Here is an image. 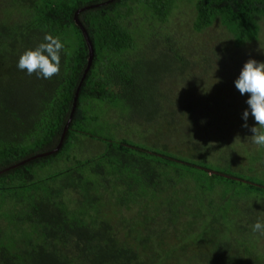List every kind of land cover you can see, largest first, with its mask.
Returning a JSON list of instances; mask_svg holds the SVG:
<instances>
[{
	"label": "trees",
	"instance_id": "obj_1",
	"mask_svg": "<svg viewBox=\"0 0 264 264\" xmlns=\"http://www.w3.org/2000/svg\"><path fill=\"white\" fill-rule=\"evenodd\" d=\"M108 1L0 0V172L58 147L88 58L74 14ZM78 19L93 61L62 149L0 175V264H264V236L251 228L263 216L264 148L240 154L236 138L199 140L197 105L163 103L165 86L176 91L186 76L219 65L222 47L209 57L181 39L218 26L224 46L264 48V0H114ZM45 33L68 53L51 79L17 68ZM259 54L264 62V49ZM14 79L32 97L11 88ZM90 101L146 129L165 109L168 139L143 137L144 147L104 139L112 132L86 117ZM217 108L212 113L225 116ZM173 137L181 140L176 153ZM92 142L105 145L97 156L84 154Z\"/></svg>",
	"mask_w": 264,
	"mask_h": 264
},
{
	"label": "rangeland",
	"instance_id": "obj_2",
	"mask_svg": "<svg viewBox=\"0 0 264 264\" xmlns=\"http://www.w3.org/2000/svg\"><path fill=\"white\" fill-rule=\"evenodd\" d=\"M179 19L181 20L180 23L187 28L186 18H184V16H179ZM178 29L180 33H182L181 28ZM181 41V44L187 49H196L195 45H198L200 49L199 52H205L204 50H206V54H209L206 56L209 57L213 55L210 54L211 51L218 52L222 47L221 55L218 56L217 54H214L217 55L218 59H220L218 62L219 65L214 66L208 73H192L191 75L186 76L179 82V86L176 91V88L165 86L167 90L164 89V91L166 90L165 94L168 99L163 103L169 101L171 97L179 98V101L182 103L192 101L197 105V122H201L199 125L200 129H198L199 127H196L197 134L202 135L199 137V140H211L214 137L218 139L236 138L237 142H239V146L235 147V151L237 153L242 154L245 150L251 152L250 148H252L254 144H252L250 139L247 138L252 135V133L249 131V129L242 127L244 124V120L242 118L243 112L249 107L246 103L249 96L248 94H240V92L235 87V80L239 77L243 65L250 58L257 61L260 60V47L256 46L255 48L251 47L246 51H237V49L233 46H224L228 44L227 35L218 26H214V28H211L200 35L192 36L189 42L184 38L181 39ZM203 47L207 48L203 49ZM153 55H155V60L160 58L157 56V51H155ZM149 61L153 64V60ZM203 70L205 71L204 67ZM103 77L106 79L107 85H109V87L115 91V76L107 72L103 74ZM20 81L21 79H14L12 82H10V87H23V92L28 94L29 97H32L33 92L27 85H24ZM165 107L166 106H164V108ZM217 107L223 108L225 116L221 115L220 117L218 113H212L214 110L219 109ZM84 109H88L86 117H94L96 120L94 121V124H98L101 127H104L106 124H108V127L110 128L109 131L112 132V138L110 139L102 134L101 137L104 139L114 142H117V140H125L137 146L143 147L150 145L148 144L149 142H146L147 144H145L144 141H142L143 137H145V140L150 142L153 140L162 143V140L165 142L168 139L167 136H164V130H166L165 121L169 120V116H166L165 114V109L162 111L164 116L158 119L156 118V122L154 121L151 123V126L148 129H146L143 123L139 121L136 122V127L127 123H121V121L118 122V120L114 117V110L107 113L105 111V107L97 106L91 101L84 102ZM203 111H205L207 115H203ZM248 124L250 127L255 125L254 118L251 116H249ZM111 125H113L112 130ZM180 130L181 129H178L176 132H174V134H183L184 131L180 132ZM173 142H176L177 146L171 142V145H169L168 148H170V152L176 153V151L180 148L181 140L177 137H173ZM90 145L92 146V149L88 147L87 152L84 153L85 155L88 153L90 155L97 156L100 152H98V150H101L102 148L104 149L105 147L104 144L99 142H92ZM90 155H88V157H90ZM237 165L239 164L237 163ZM252 166L254 167L255 164H248L247 167ZM243 172L246 174V176H251L246 169H243ZM261 180L264 181L263 176L261 177ZM262 188L264 189V187ZM8 202V205L12 207V201L8 200ZM260 208L263 210V216L261 218H264V208Z\"/></svg>",
	"mask_w": 264,
	"mask_h": 264
},
{
	"label": "clouds",
	"instance_id": "obj_3",
	"mask_svg": "<svg viewBox=\"0 0 264 264\" xmlns=\"http://www.w3.org/2000/svg\"><path fill=\"white\" fill-rule=\"evenodd\" d=\"M260 48L264 49L261 46ZM62 53L68 54L60 37L45 33L41 43L19 56L17 68L26 71L29 76L35 74L37 78L51 79L60 73ZM235 87L241 95L249 96L246 101L249 107L242 117V127L252 133L247 139L258 148H264V62L250 58L235 80ZM249 116L254 118V126H249ZM251 228L253 233L264 236V218L258 219Z\"/></svg>",
	"mask_w": 264,
	"mask_h": 264
},
{
	"label": "water",
	"instance_id": "obj_4",
	"mask_svg": "<svg viewBox=\"0 0 264 264\" xmlns=\"http://www.w3.org/2000/svg\"><path fill=\"white\" fill-rule=\"evenodd\" d=\"M114 2V0H111V1H108L104 4H101V5H97V6H90V7H87V8H84V9H81V10H78L75 14H74V17H73V21H74V24L76 25V27L79 29L81 35H82V38L85 42V45H86V48H87V52H88V58H87V65H86V69L83 73V76H82V79L80 81V84L76 90V93L74 94V97H73V101H72V107H71V112H70V115H69V118H68V121L67 123L65 124V127H64V130H63V135H62V138H61V141L58 145V147L56 148V150L52 151V152H49V153H46V154H42V155H38V156H35L33 158H30L29 160L25 161L24 163L14 167V168H11V169H7L3 172H0V175L12 170V169H15V168H18L26 163H29V162H32V161H35L37 159H42V158H46V157H50L52 155H55L57 154L63 147V141H64V138H65V134L67 132V129L72 121V118H73V114H74V111L76 109V102H77V98H78V93H79V90H80V86L82 85V82L84 81L85 77H86V74L88 73L90 67H91V64H92V61H93V47H92V44L88 38V35L84 29V27L81 25L79 19H78V16L81 14V13H84L88 10H93V9H97V8H100L104 5H108L110 3ZM215 174V173H213Z\"/></svg>",
	"mask_w": 264,
	"mask_h": 264
}]
</instances>
